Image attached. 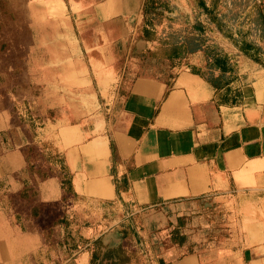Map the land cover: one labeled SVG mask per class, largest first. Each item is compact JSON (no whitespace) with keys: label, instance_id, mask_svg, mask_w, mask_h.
<instances>
[{"label":"crops","instance_id":"1","mask_svg":"<svg viewBox=\"0 0 264 264\" xmlns=\"http://www.w3.org/2000/svg\"><path fill=\"white\" fill-rule=\"evenodd\" d=\"M170 1L0 0V264H264V0L229 71Z\"/></svg>","mask_w":264,"mask_h":264},{"label":"rangeland","instance_id":"2","mask_svg":"<svg viewBox=\"0 0 264 264\" xmlns=\"http://www.w3.org/2000/svg\"><path fill=\"white\" fill-rule=\"evenodd\" d=\"M199 1L190 0V7L193 5L191 13L189 11L188 13L179 12L176 15L167 16L162 12V16L155 17V21L163 23L168 29L183 32H189L192 29L201 32V28L204 26L205 40L211 46L210 48L221 54L225 52L234 62L237 54L234 52V47L238 45L240 37L238 31L246 30L247 32L243 33L245 38L255 37V34L249 31L246 26L261 23V18L258 17L259 5L255 0H203L209 9L208 12H205ZM170 2V0H159L157 4H154V8L157 12L169 10ZM220 215L221 212L216 208V204L204 206L200 204L194 210H185L178 216L168 219L166 229L173 228L176 231L178 228L179 232L185 233L186 227L189 225L199 229L206 237H215L223 232V227L217 224L221 222ZM83 222L90 223L87 217H83ZM209 224L213 228L209 227ZM149 245L146 247V252H124L121 264H159L156 242L151 241Z\"/></svg>","mask_w":264,"mask_h":264},{"label":"trees","instance_id":"3","mask_svg":"<svg viewBox=\"0 0 264 264\" xmlns=\"http://www.w3.org/2000/svg\"><path fill=\"white\" fill-rule=\"evenodd\" d=\"M159 0H152V3L153 5L154 4H157ZM199 4L203 7V10L205 12H208L209 9L207 8V6L205 5V3L203 2V0H200L199 1ZM199 27V26H198ZM200 41V38L198 37H194L193 38V45L194 46H197L198 43ZM209 55L212 57L213 59V63H212V66L214 67H217L219 68L221 71H229L230 67H231V64H230V61H229V56L227 54H221L220 52L216 51L215 49L213 48H210L209 49ZM46 161H47V165L54 169V165L56 163V161H54L52 159V155H49L46 157ZM32 163L29 161L28 162V169L29 170H33L35 169V167L31 166ZM99 256V252H94V255H93V259L95 257H98Z\"/></svg>","mask_w":264,"mask_h":264}]
</instances>
